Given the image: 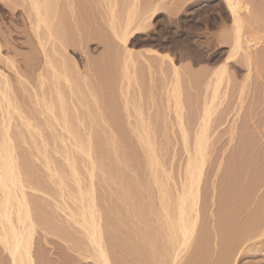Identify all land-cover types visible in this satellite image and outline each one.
I'll return each mask as SVG.
<instances>
[{
    "label": "rangeland",
    "instance_id": "1",
    "mask_svg": "<svg viewBox=\"0 0 264 264\" xmlns=\"http://www.w3.org/2000/svg\"><path fill=\"white\" fill-rule=\"evenodd\" d=\"M78 1H80L78 2L79 6L82 5L83 9L82 22L87 28L84 27L83 29L85 30L83 31V37L85 40L88 38L90 40L88 39L87 44L82 47H69L65 51L57 45L58 50L61 49L60 51H62L57 56V65L61 66L64 61V64L70 68L69 81H66L64 77L61 81L65 101L67 102L66 106L68 111L72 112V114H69L72 124L75 126L74 129L79 128L76 134L77 137L83 136L87 139L90 131L92 132L90 133V135L92 134V142L91 144L87 143V146L91 147V156L78 152L79 150L74 146L76 139L70 136L62 125L57 124L52 118H48L49 114L40 104L41 101L38 102L41 90L43 92L46 90L45 88H51V79H47L43 89L40 90L41 80L38 77L40 71L37 66L34 71V64L38 63L39 66L44 63L42 50L37 43L34 32H32L27 21L25 22L26 13L25 15L23 13L13 15L11 9L4 4L5 2H1L4 9L2 8L0 11V42L2 44L0 67L4 75L6 74L9 78V83L12 84V97L19 99H17L19 101L17 104H19L16 105V109H11L12 112H15H11L13 119H11L12 124H10V132L12 130L10 135L13 136L12 138L16 142V157L21 168L23 167L22 177L26 186L27 198L29 201H32L33 198V202H30L32 211L35 214L33 215L34 219L37 222L34 252L35 255L37 254L39 258H42L39 259L41 261L38 260L40 264H43L41 263L43 261L44 264H95L93 261L84 259L88 252L83 249L81 228L79 225H74L73 221L70 220L71 218L66 216L67 213H70V210H75L77 205L80 204L75 197H78L79 189L77 188L80 187L76 185V183L78 184L76 180L81 178L80 185L85 191L90 192L95 185L91 190L93 195L87 193V197L88 199L94 197L95 204H98L97 208L100 207L104 231L106 230L107 235L111 234L110 238L116 237V239L113 238L114 243L121 242L118 245L120 246L122 240L131 235L134 236L132 237L134 240L128 239L131 241V245H134L136 234L139 239L141 237L149 240L152 237L153 240H150L155 246L152 248L158 247L156 250L162 248L164 242L162 238H164L165 233L163 230H160V232L159 229L161 228H158L159 223L164 221L163 216L161 217V213H159L160 208H158L159 193L156 192L158 185L153 186L154 178L152 179V169L145 156V145L137 137L136 132L128 122L132 120V123H134L136 121L137 113L133 110L138 106L144 113L143 116L145 118L149 117L146 119H150L148 122L158 160L155 169L157 174L163 171V174L159 173L158 176L160 175L164 180L167 178L165 181L169 186L171 185L170 189L172 188L171 191L174 192V186L172 187V185L176 183V186H178L181 183L179 180L184 175L188 158L186 142L183 139L178 115L175 112L173 96L170 97L174 87H177L182 96L181 109L184 114V125L188 129L187 143L189 146H192L194 142L193 129L195 127L192 126L202 116L206 103H210L212 107L209 129V135L211 134L210 148L204 166L198 233L195 234L192 244L184 254L180 264H194V262L195 264H264V240L263 243H257L255 246H248L247 248L246 243L242 247L238 245V240L246 232V209L255 207L253 204L255 201L251 198L252 195L247 196V199L251 200L250 203L246 199V171L251 172L252 177L253 166L257 163L264 164V0H245L246 5L251 9L252 15L249 14L247 17L248 21L243 28V33L253 43L256 42V45L251 48V61L247 60L248 55L244 51L229 57L230 50L233 47V30L230 27L228 10L223 0H184L178 9L172 6L176 0H172L173 3L169 2L171 0H166L167 6H170L172 10L168 11L170 7H167L168 9L152 18L150 20V33H148L149 31L141 33L135 39L136 41L128 46L132 49L135 59V63L129 62L128 66V71L133 77L129 84L123 70L125 68L126 48L121 41L114 37L111 30L104 23L103 15L106 14L99 10L98 3L100 0L97 2H95L96 0ZM84 2L88 3L85 4ZM119 2L121 3L119 4ZM124 2L125 0H117L118 16L124 15L126 2L123 5L124 7L121 6ZM142 2L147 4L148 0H141ZM183 2H186V4H183ZM120 7L123 8L120 9ZM173 8L177 11L180 10L175 12ZM96 10L101 14L97 13ZM150 48L156 49L159 55L158 52H149ZM163 53L166 55L163 56ZM106 55H108L107 58ZM8 56L9 61L12 63L7 61ZM29 59L30 61H28ZM26 60L29 63H25ZM27 64L32 65V67L30 68ZM224 65L228 70L227 76L217 82L215 72ZM174 66L178 67L179 76L175 74ZM62 68L64 67L62 66ZM118 70L119 72H115ZM111 71L112 73H109ZM84 76H86V79L82 78ZM118 78L120 79L117 80ZM47 84L49 87L46 86ZM216 85H218V91L215 93L214 87L216 88ZM51 91V95H49L48 90L44 92L46 95L54 97L55 91L52 89ZM37 92L40 94L38 95ZM88 93H90V96ZM76 110L78 112H75ZM56 112H59V110ZM101 113L102 115H100ZM2 114L3 109L0 106V122L3 119ZM109 117L110 119H108ZM21 118L26 120L23 122ZM51 121L52 123H49ZM106 121L107 123H105ZM28 123L32 125L28 127ZM107 124H110V129ZM77 129H75L76 132ZM14 130L16 131L14 132ZM15 135L16 138H14ZM105 135L110 137L109 140ZM250 137L255 139L251 141ZM256 138L259 142L256 141ZM102 140L105 141L102 142ZM112 140H115V142L113 141L115 145ZM246 140L251 144L255 142L257 144H250V148ZM246 144L248 147H246ZM110 146L114 148L111 150ZM119 146L124 148L121 149ZM115 147L119 148L118 152ZM252 149L255 150L251 152ZM115 152L118 157L114 154ZM46 155L48 161L45 158ZM255 156L256 161L253 159ZM93 159H98L96 160L98 162H96L97 166L94 169L91 164ZM68 160L76 163L79 171L77 179H74L76 176H69L72 174V170L69 172L72 167L68 164ZM114 170L115 173L118 171L117 175L114 174ZM89 173L93 175L91 180ZM148 175H152V177H148ZM162 175H165L166 178ZM102 176L104 177L102 178ZM113 177H115L114 180ZM63 178L66 180L62 182ZM89 183L93 184L92 188ZM146 188L147 193L143 191H146ZM140 189L143 190L140 191ZM62 190L65 193H63L64 195ZM148 190L152 195L149 194ZM260 193L261 191L258 195ZM138 194H140L139 197ZM156 198H158V201ZM246 201L248 205H246ZM38 205L39 207H37ZM66 206H69L70 209L68 210ZM62 209L67 213L61 211ZM42 212L44 215L41 214ZM124 214L126 215L124 216ZM117 217L118 219H116ZM133 217L139 221H136ZM110 219L114 220V223H111ZM121 220L122 223H120ZM159 220L162 222L157 223ZM148 221L149 223H147ZM133 224L135 225L133 226ZM54 226H56V229ZM136 227H138V231ZM60 228L63 229L62 233L59 234L61 232ZM117 234L119 235L118 238ZM126 234L129 236H126ZM148 235L150 236L148 237ZM80 243L82 244L80 245ZM126 243L128 244V241ZM0 264H9V259L1 248ZM168 264H170L169 261Z\"/></svg>",
    "mask_w": 264,
    "mask_h": 264
},
{
    "label": "bare ground",
    "instance_id": "2",
    "mask_svg": "<svg viewBox=\"0 0 264 264\" xmlns=\"http://www.w3.org/2000/svg\"><path fill=\"white\" fill-rule=\"evenodd\" d=\"M3 1L5 2L4 4H6V6H8L11 9V11H12L11 14L16 15V14H22L23 13L25 15V13H26L25 22L27 21L32 32H34V35L36 36L37 43H38L40 49L42 50V54H43L42 56L44 59L43 65L38 66L37 65L38 63L33 65L34 71H35L36 66L38 67V69L40 71V72L38 71L39 74L38 73L37 74H38V77H40L39 80H41L40 81L41 84H39V86H41V88L39 86H38V88H40V90L43 89L44 85L46 84V80L51 79V82H50L51 88H49V89H50V91H51V89L55 91V93H54L55 96L51 97V96H48V94L46 95V93H45L46 90H48V92H50V91H49V89L45 88L46 89V90H44L45 92L44 91L42 92V90H41V96L38 98V102L41 101L40 104H42L44 110L49 114V116L46 114L48 116V118H52V120H54L57 124L62 125L63 128L66 130V132H68L70 136H72L76 139L75 140L76 144L74 146L77 150H79L78 152H80V154L82 153L83 155L91 156L92 155L91 149H90L91 147L87 146V143L91 144V142H92L91 141L92 140V136H91L92 134L90 135V133H92V132L90 131L89 136H87V139L84 138L83 136L77 137L76 134L78 133L79 128L78 129L75 128V129H77V132H76L74 129L75 126L72 124V121L70 119V114H72V112L70 113V111H68V108L66 106L67 102L65 101L66 98H65V94H64V89L62 88L61 81L63 80L62 77H64V79H66V81H69V73L71 72L70 68L67 67L68 65L64 64L63 60H62L63 62L61 63L62 64L61 66L59 64L57 65V62H58L57 56L60 54V52H62V51H60L61 49L58 50L57 45L60 48H63L65 51L69 47H73V48L82 47L85 44H87V42H88L89 38L87 39V37H86L87 35L85 36L87 40H85V38L83 37V31H85L83 29H84V27H85V29H87V28L82 22L83 9H82V5L79 6L78 2H80V1H78V0H0V11L2 10V8L4 9V6L1 3ZM97 1H99V0H96L95 2H97ZM143 1H146V0H143ZM182 1H184V0H176L175 2L173 1L175 4H172L173 2L171 0L169 2H172V3H169V4H172V6H175V8L178 9L180 4H182ZM125 2H126V5H125L126 9L124 8L125 12H124V15H122V16L121 15L118 16L119 13L117 14V0H100L98 4H99V8H100L99 10L103 11V13L106 14L105 16L103 15V17H104L103 19L105 20L104 23H106V26H108V28L111 30L114 37L116 39H118L119 41H121L122 44L124 45V47L126 48L125 57H124V67L125 68H123V70H124V75L126 76L125 78L128 79V84H129L132 81L133 77H131V75L128 71V69H129L128 66H129V62L135 63V59L133 56L132 49H130L128 46L131 43H133V41L135 42L136 41L135 39L138 38L141 33H147L150 30L149 29L150 28V20L152 18L157 17L160 13L163 12V10L168 9L167 7H170V6H167L168 4H167L166 0H148L147 4L145 2H144L145 4L143 2L141 3V0H125ZM125 2L121 6H123L125 4ZM223 2L225 3V5L227 7L229 19H230V27L233 30V32H232L233 47L230 50L229 57H233L238 52L244 51L245 54L248 55L247 60L251 61L252 60L251 48H253L256 45V42L253 43L252 40H250L247 36L245 37L244 33H243V28L246 25V22L248 21L247 17L249 16V14L252 15L251 9L248 5H246L245 0H223ZM87 3H85V4H87ZM120 3L121 2H119V4ZM81 4H82V1H81ZM176 4H177V6H176ZM183 4H186V2H183ZM64 6H65V8H63ZM96 6H97V3H96ZM181 7H182V5H181ZM122 8L120 7V9H122ZM95 9H97V7H95ZM177 9H174V11L178 12L180 10L179 9L177 11ZM171 10H172V8L170 7L168 9V11H171ZM96 12L99 13L97 10H96ZM99 14H101V13H99ZM96 17H98V16H96ZM100 22H101V20H100ZM98 23H99V20H98ZM87 25H89V24H87ZM148 33H150V31ZM89 34H90V32H89ZM88 37H89V35H88ZM92 37H94V36H92ZM47 47H48V49H47ZM149 52H158V51L156 49L150 48ZM1 55H2V44L0 42V61H1ZM108 55H110V54H108ZM108 55H106V58ZM158 55H159V52H158ZM164 55H166V54L163 53V56ZM161 56H162V54H161ZM7 59H8L7 61H9V56L7 57ZM162 59H164V58L162 57ZM28 61H30V59ZM28 61L25 63H29ZM10 63H12V62H10ZM40 64H42V63H40ZM27 66H30V68L32 67V65H28V64H27ZM62 66L64 68H62ZM60 68H61V71H60ZM118 68H120V67L118 66ZM114 70H116V69H114ZM100 71H101V69H100ZM115 72H119V70L115 71ZM174 72L177 76H179V69L177 66H174ZM227 72H228V70H227L226 65H224L222 68L217 70L215 72V75L217 77V82L218 81L220 82L224 77H226ZM109 73H112V71ZM78 76H80V75H78ZM86 76H88V75H86ZM86 76H84L82 78L86 79ZM70 78H73V77H70ZM115 78H116V76H115ZM8 79L9 78H7L6 74L4 75V73L2 72V69L0 67V106L2 107L3 114H4V115L2 114L3 116L1 115V117H3V119L1 118L2 121L0 122V128H2L0 131V246H1L0 248L2 249L3 253L4 252L6 253V257L9 259V264H40L39 261H41V260H39V259H42V258L41 257L39 258L38 255L36 254L37 258H38L37 259L35 252H34V239H35L37 222L34 219L33 215H35V214L33 213L32 207H31V202H33V198H32V201L30 200L31 202L27 198V193L25 190L26 186L23 182L24 180L22 177L23 167L21 168V166L17 160V157H16L17 154L15 153V151L17 149L16 145H15L16 142L12 138L13 136L10 135V133L12 132V130L10 132V126H11L10 124H12L11 119H13L12 113L15 112V111L12 112L11 109H14V108L16 109V105L19 104V103L17 104V102H19L18 101L19 99L17 98L18 99L17 100V99H15L16 97H12L13 96L12 95V86H11L12 84L9 83ZM107 79H109V78H107ZM119 79L120 78H118L117 80H119ZM83 81H82V83L84 84ZM19 82H21V81H19ZM111 82H113V81H111ZM69 85H71V84L69 83ZM86 85H87V83H86ZM46 86H48V84ZM19 87H21V86H19ZM21 89H23V88H21ZM25 90H26V88H25ZM35 90L36 89L34 88V91ZM87 91H89V90L87 89ZM214 91H215V93L218 91V85H216V88L214 87ZM51 92L49 93V95H51ZM16 93L18 94V92H16ZM16 93H15V95H16ZM85 93H86V91H85ZM37 94H38V92H37ZM88 94L90 96V93H88ZM170 95H171L170 97L173 96V100L175 103V109H176L175 112L178 115L179 125L181 127V132L183 135V139L186 142L185 146H186V149L188 152V158H187V163H186L185 170H184V175H183L182 179L179 180V181H181V183H179L180 185L178 184V186H176V183L174 185H172V187L174 186L173 187L174 192L171 191L172 188L170 189L171 185L169 186V184L165 181L167 179L165 176L166 173H165V175H162V176H165V178H166L164 180L163 177H161L160 175H159L160 177L158 176L159 173L163 174V171L161 170L162 172H159L157 174V170L155 169V167L158 165V160H157V156H156L157 153H156V149L154 146L153 136L150 132L151 128H150V125L148 122V121H150V119L149 120L146 119L149 117L145 118L143 116L144 113L142 112V110H140L141 108H139V106L137 104L138 108L135 107L134 108L135 110H133V111H135V113H137V118L135 121L136 123L135 122L132 123L133 122L132 120L131 121L128 120L129 121L128 124L129 123L131 124L130 125V126H132L131 128L134 129L137 137L145 145V149H146L145 150V152H146L145 156L147 157L148 164L150 165V167L152 169L151 172H152L153 177H152V175H150V176L152 177V179L154 178L153 186L158 185V189L156 188V192L159 193L158 195H159L160 207L158 205V208H160L159 213H161V217L163 216L162 218H164V221H163V219H162L163 222L161 220L157 221V223L160 221L162 222V223H159V225H158L159 227L158 226L157 227L161 228V229H159V231L163 230L165 233L164 238H162L163 239L162 241H164L162 248H160L158 250H156L158 247L152 248V247H155V246H153V242L150 240V239L153 240L152 237H150L149 240H146L145 238L143 239L141 237L139 239V237H136V234H135V242L136 243L134 245L133 244L131 245V241H130V240H134V238H132L134 236L130 235L131 236V238H130V236L127 234H126V236H129L128 238L130 240L128 238H126L125 240H126V242L128 241V244L126 242H124L125 240H122L123 242L120 246H118V245L121 242H119L118 244H117V242L114 243L113 238L116 239V237L110 238L111 234L107 235L106 230L104 231V227L102 224V217L100 215V213H101L100 209H99L100 207L97 208L98 204L97 205L95 204L94 197H89V199L87 197V195H88L87 193L92 194L91 190H93L95 185L93 186V184L91 185L89 183L90 187L92 188V186H93V188L91 190L89 189L90 192L85 191L84 189L81 188V185H80L81 179H82L81 178V179L76 180L78 182V184L76 183V185L80 186L77 188V189H79L78 194H77L78 197L76 196V194L74 192V194L76 196L75 199L77 201L79 200V202H80L79 206L77 205V208L75 207L76 208L75 210H70V213L65 212L63 209L61 211H64V213H67L66 216H69L71 218L70 220L73 221L74 225L75 224H76V226L79 225V227L81 228L80 230L82 232V239L81 238L80 239L83 243V249H85V251L88 252V255H86V257L84 256V259L86 258L90 261H93V262H95V264H168V261L170 262V264H180L181 263L180 261L183 258L184 254L186 253L188 248L191 246L195 234L198 233L197 228H198L200 210H201L200 204H201V192H202V181H203V174H204V166L206 163V156H207L209 148H210V135L211 134L209 135V129H210V123H211L210 122V116L212 114V107H211L210 103H208V104L206 103L202 116L198 119L197 122H195V125L192 126V127H195L193 129L194 130V142H193L192 146H189V144L187 143V136H188L187 131H188V129L184 125L185 124L184 114H183V110L181 109L182 96H181L179 90L177 89V87H174L172 89ZM34 102H35V100H34ZM96 103L98 104V102H96ZM126 107H127V105H126ZM57 110H59V112H56ZM69 110H70V108H69ZM77 110H78V108H77ZM77 110L75 112H78ZM1 112H2V110H1ZM102 113L100 115H102ZM71 116L73 117V115H71ZM94 117H95V115H94ZM82 118H84V117H82ZM21 119L23 120V122H24V120H26L25 118H21ZM108 119H110V117ZM99 120H101V119H99ZM48 121H46V122H48ZM73 121H74V119H73ZM112 121H114V120H112ZM49 123H52V121ZM100 123H102V122H100ZM105 123H107V121ZM108 123H110V122H108ZM31 125L32 124L28 123L27 126L30 127ZM99 126H101V125H99ZM108 126L110 129V127H111L110 124ZM15 129H16V127H15ZM21 130H23V129H21ZM15 131L16 130H14V132ZM151 131H153V130H151ZM19 132H20V130H19ZM16 134L18 135L19 133H16ZM93 134H94V132H93ZM103 135H104V133H103ZM23 136H24V132H23ZM105 136H107V135H105ZM14 138H16V135ZM109 138L110 137H108V140H109ZM93 139H94V137H93ZM252 139H255V138L252 137L250 140L252 141ZM105 140H102V142ZM20 141H21V138H20ZM113 141L115 142V140H112V143L115 145V143ZM253 141L255 142V140H253ZM256 141H257V138H256ZM97 142L99 143V141H97ZM246 142H247V140H246ZM257 142H259V141H257ZM247 143H248V146H250L251 143H249V142H247ZM255 143H252V144L256 145L257 143L256 144ZM108 145H109V143H108ZM248 146L246 144V147H248ZM110 147H111V150L114 148V147L112 148V146H110ZM120 147H121V149L124 148L122 146H119V148ZM250 148H251V146H250ZM76 149H75V151H77ZM118 149L116 148L115 150L117 151ZM253 150H255V149H252L251 152H253ZM124 153L126 154L125 151H124ZM114 154L116 155V152ZM68 155H69V153H68ZM112 155H113V153H112ZM116 157H118V156L116 155ZM252 157H253V155H252ZM45 158L48 161L47 155L45 156ZM107 158L109 159V157H107ZM122 158H124V157H122ZM255 158H256V156L253 159H255ZM96 160H98V159H96ZM96 160H94V159L92 160L91 164H92L93 169L97 166L98 162ZM119 160H120V158H119ZM250 160L253 161L252 159H250ZM256 160L257 159H255V161ZM120 161H119V163H120ZM27 162H28V160H27ZM66 162H67V159H66ZM110 162H109V164H110ZM20 163H22V162H20ZM112 163H113V160H112ZM68 164L72 167V169H70V171H69V172H71V170H72V174L71 175L68 174V175L71 177L76 176V178H74V179H77V176L79 175V171L77 169L75 161L68 160ZM103 166H104V164H103ZM104 167H106V166H104ZM253 167H254V171H253L252 177H251L252 173L248 172V170L246 171L247 172L246 173V199H247L248 195H252L251 198L253 199V201H255V203H253V202L252 203L254 204L255 207L253 209H251V207L246 209L247 210L246 211L247 212L246 230H245L246 232H245L244 236L238 240L239 241L238 242L239 247H242L246 243V248L248 246H255L257 243H263V240H264V164L260 165L257 163ZM115 170H114V174L117 175L118 171L115 173ZM106 171H107V169H106ZM108 171H110V170H108ZM89 175L91 176V178H90V180H91L93 175H92V173L91 174L89 173ZM124 175H126V174H124ZM169 175H168V177H169ZM28 176H29V174H28ZM60 176H59V179H60ZM150 176L148 175V177H150ZM65 177H66V175H65ZM103 177L104 176H102V178ZM129 177H130V175H129ZM114 179H115V177H113V180ZM65 180L63 178L62 182ZM135 181H136V179H135ZM32 182H31V184H32ZM60 182H61V180H60ZM89 182H91V181H89ZM113 183H115V182L113 181ZM253 183H255V184H253ZM110 184H112V183L110 182ZM147 185H149V184H147ZM137 186H136V188H137ZM82 187H83V185H82ZM116 187L118 188V186H116ZM133 187H134V183H133ZM124 188L126 189V187H124ZM142 190L140 189V191H142ZM143 191L147 193V188H146V191L145 190H143ZM260 191H261V193H260V195H258V193ZM115 192H117V190H115ZM148 192H149V194L152 195V193H150L149 190H148ZM63 193L64 192L62 190V194ZM117 194H120V193H117ZM131 195H133V194H131ZM139 195L140 194H138V197H139ZM67 197H68V195H67ZM141 197H142V195H141ZM115 198H117V197H115ZM248 198L250 199V197H248ZM117 199H119V198H117ZM143 199H144V197H143ZM145 199H146V197H145ZM157 199L158 198H156V200ZM34 201H36V200H34ZM247 201H248V203L251 202V200H248V199H247ZM247 201H246V203H247ZM72 202L74 203L75 201H72ZM130 202H132V201H130ZM248 203L246 205H248ZM144 204H146V203H144ZM139 205H137V206H139ZM142 205H143V203H142ZM55 206H56V204H55ZM129 206H131V205L129 204ZM37 207H39V205ZM66 208L68 210L70 209L69 206H66ZM34 209L35 208H33V210ZM37 210H38V208H37ZM37 210L35 209V211H37ZM116 210H118V209H116ZM40 211H41V208H40ZM155 211L157 212V210H155ZM158 211H159V209H158ZM41 214L44 215L43 212ZM51 214H52V212H51ZM125 215L126 214H124V216ZM122 217H123V213H122ZM134 217H136V216H134ZM150 217H151V215H150ZM155 217H156V215H155ZM161 217H160V219H161ZM45 218H47V217H45ZM157 218L159 219V216ZM36 219H39V218H36ZM107 219H108V217H107ZM116 219H118V217ZM126 219H127V217H126ZM40 221H39V223H40ZM50 221H51V219H50ZM72 221H70V222H72ZM110 221H111V223L112 222L114 223V220L112 221L110 219ZM136 221H139V220H136ZM120 223H122V220ZM147 223H149V221ZM48 225H50V224H48ZM134 225L135 224H133V226ZM131 226H130V228H131ZM54 227L56 229V226H54ZM149 227H151V226H149ZM57 228H59V227H57ZM128 228H129V226H128ZM137 228L138 227H136V229ZM62 229L60 228L61 232H59V234L62 233ZM137 231H138V229H137ZM120 232H121V229H120ZM129 232H130V230H129ZM56 234L57 233H55V235ZM69 234H71V233L69 232ZM140 234H141V232H140ZM142 235H143V233H142ZM146 235H147V232H146ZM118 236L119 235L117 234V238H118ZM123 236H125V235L123 234ZM149 236L150 235H148V237ZM120 238H122V237H120ZM119 240H121V239H119ZM71 241H73V240L71 239ZM129 242H130V244H129ZM140 242H142V243H140ZM82 243H80V245ZM137 245H139V246H137ZM79 250H81V249H79ZM77 252H78V250H77ZM82 253H83V250H82ZM167 257H168V260H167ZM194 258H196V257H194ZM41 263L44 264V261ZM194 264H195V262H194Z\"/></svg>",
    "mask_w": 264,
    "mask_h": 264
}]
</instances>
